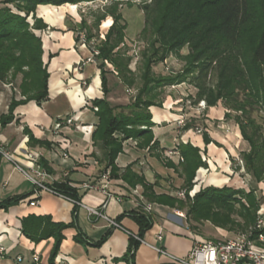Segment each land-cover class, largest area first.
<instances>
[{
    "label": "trees",
    "instance_id": "obj_1",
    "mask_svg": "<svg viewBox=\"0 0 264 264\" xmlns=\"http://www.w3.org/2000/svg\"><path fill=\"white\" fill-rule=\"evenodd\" d=\"M84 1L92 0H1L0 80L14 83L21 75L18 89L22 96L19 100L13 96L8 112L0 119L2 125L13 119L18 105L31 100L40 103L49 95L50 74L43 62L42 39L36 34L37 30L46 29L47 24L36 15L38 6L75 5ZM114 1L96 16L93 24L99 27L107 16L113 17L105 38L96 45L104 97L93 101L100 118L93 139L105 149L104 172L110 170V179H122L132 188L141 184L144 196L151 202L186 210V222L196 233L200 232L195 226L207 221L214 227L242 231L240 234L258 239L260 233L264 234V226H256L264 200L256 188V183L264 180V129L252 116V110L258 107L264 111V0H142L140 7L145 15L143 31H150L153 39L142 52L140 75L131 68L133 57L128 54V49L123 50L127 24L123 22L119 10L121 0ZM126 1L132 5L135 0ZM82 30H87L88 40L95 38L87 21L82 19L75 31L77 41ZM185 48L188 49L187 54L182 53ZM170 56L181 57L186 62L185 67L169 74L156 73L154 67ZM106 61L114 67L125 86L137 89L128 105H115L108 100L110 87L107 75L110 70L106 68ZM182 83H188L195 89L189 97L192 106L201 101H205L207 108L222 103L227 110L226 117L235 120L247 143L240 158L246 173L254 181L248 190L229 185H210L191 195L196 173L200 167H206L207 162L199 147L183 141L176 145L183 160L178 164L166 157L164 160L166 166L176 168L184 178V199L176 195L156 194L153 185L147 183L144 175L135 172L133 165H128L120 173L116 159L123 151L125 141L137 139L140 148L151 149L158 145L154 140L152 127L155 123L150 107H162L160 96L164 89ZM232 111L241 114L232 115ZM196 126L195 119H191L180 131L184 133ZM25 131L29 134L30 144H48L36 139L29 129L25 128ZM202 135L206 144L212 142L206 130ZM40 164H43L41 158ZM52 186L58 193L81 201L78 188L70 180L54 182ZM24 198L26 195L1 200L0 208L7 210ZM133 216L139 225L137 236L142 239L154 222L152 212L141 209ZM116 221L119 222V219ZM21 223L23 234L34 242L54 238L49 264L55 263L64 239L63 231L76 227L74 222L55 221L50 215L37 214L24 216ZM109 235L110 230L95 244L101 245ZM75 239L84 241L80 229ZM139 244L140 240L131 236L128 250L121 259L135 264L134 255Z\"/></svg>",
    "mask_w": 264,
    "mask_h": 264
},
{
    "label": "crops",
    "instance_id": "obj_2",
    "mask_svg": "<svg viewBox=\"0 0 264 264\" xmlns=\"http://www.w3.org/2000/svg\"><path fill=\"white\" fill-rule=\"evenodd\" d=\"M69 5L38 6L36 15L47 24L46 29L37 30L36 34L42 39L43 62L50 74L49 95L40 103L31 100L18 105L13 119L6 125L0 121V143L11 151L14 159L24 168L31 165L28 152L39 154L43 160L42 167L49 173L48 181L54 183L70 180L78 188L82 203L76 207L75 203L44 191L38 197V204H31L37 198L32 182L16 167L15 162L0 158V201L26 195V198L7 210L0 208V245L7 249L3 257L0 256V264H49L54 238L34 242L26 237L22 232L21 219L28 214L50 215L55 221L76 224V227L63 231L64 239L54 264H129L121 257L128 250L131 239L128 232L136 235L139 233V225L133 213L144 210L141 205L146 202L153 205L154 222L144 233L135 251V264H180L160 254L151 245L164 247L170 253L184 257L190 253L195 239H209L203 233L192 231L186 220L174 213L183 210L151 202L144 196L141 184L132 188L115 177L109 180L107 193L81 187L82 183L89 180L100 181L105 171V149L93 139L100 122L98 107L93 101L103 98L104 92L100 60L97 57L90 60L91 49L77 41L76 23L80 25L81 17ZM106 68L110 70L107 75L110 87L108 100L115 105H128L137 89L125 86L107 61ZM20 82L21 75L15 84L0 80V119L8 112L13 96L17 100L22 98L18 89ZM129 91H135V94ZM183 96V92L177 94L169 91L166 98L162 99V107H150L155 123L152 127L154 140L158 145L151 149L140 148L137 139L125 141L123 151L116 159L120 173L128 165H133V170L144 175L147 183L153 185L156 194L174 196L178 190H182L184 178L176 168L166 166L164 152L171 148L168 146L169 141H172V148L183 141L199 147L207 162V166L200 167L196 173L193 195L202 185L239 187L244 182L241 177L243 173L240 166L236 167L239 170H235L232 160L239 159L246 147L235 120L226 117L227 110L219 103L209 107L206 114L204 126L212 139L211 143L206 144L203 135L193 129L179 135L177 120L185 110ZM68 116H74V122L68 124L62 121L61 128L55 131L56 122ZM25 128L36 139L47 141L48 144H30ZM171 160L175 164L179 162L177 156ZM248 179L252 180L251 176ZM168 182L172 184L166 185ZM253 183L252 180L251 185ZM256 188L264 196V180L256 183ZM104 203L105 208H102ZM88 207L100 209L109 217L119 219L121 227H112L106 219L91 216ZM258 214L264 216V200ZM78 229L82 232L83 242L75 239ZM214 229L218 233V238L214 239L218 240L240 235L219 227ZM108 230L109 237L101 245H96ZM160 232L162 240L159 241L157 235ZM257 244L264 247L263 242L257 241ZM34 253L39 254L38 261L33 260Z\"/></svg>",
    "mask_w": 264,
    "mask_h": 264
},
{
    "label": "built area",
    "instance_id": "obj_3",
    "mask_svg": "<svg viewBox=\"0 0 264 264\" xmlns=\"http://www.w3.org/2000/svg\"><path fill=\"white\" fill-rule=\"evenodd\" d=\"M79 42L82 45H87L92 52L90 60H94L97 55H99V50L97 48V43L95 39L88 40L86 34L83 31L78 33ZM114 71V69H113ZM115 72V71H114ZM131 94H135V91H129ZM201 108H206L205 101H201L198 104ZM191 119H187L184 115H182L177 120L178 129L181 130L187 122ZM62 121H65L68 124H72L74 122V116H68L66 118L60 119L55 124V131L58 130L62 126ZM196 133L202 134L204 129L196 126L193 129ZM136 144V142H134ZM165 157L168 159H172L174 156L179 158V161H182V157L180 152L178 151L177 147L167 149L165 151ZM67 156V155H66ZM7 158L13 162H15L16 167L20 169L25 176L32 182L34 187V193L36 195V199L31 201V204H38V197L40 196L41 192H49L54 195L63 197L77 205H80L82 202L74 200L70 197L62 195L58 193L54 187L52 186L53 183L48 181L49 173L42 167L40 164V155L34 152H28L27 157L30 161L31 165L27 168L22 167L15 159L13 154L6 146L0 143V158ZM241 165L244 166L243 160L241 158L238 159ZM100 181L89 180L82 183V188L86 190H101L104 193H107L106 189L108 188L109 180H110V170H107L100 176ZM193 195L192 191L190 192ZM176 196L179 198H185V192L180 190L176 192ZM102 208H105V203L103 204ZM143 208L147 213H151L153 210V205L150 202H146L143 204ZM89 214L91 216H98L106 219L112 227H121L120 223L116 221L102 212L100 209H95L92 207H88ZM176 214L180 217H185L183 211H176ZM257 228H261L264 226V218L262 215H259L257 221ZM131 236H134L138 240H142L136 234H132L128 232ZM157 239L160 241L162 240V232L158 233ZM257 241L264 243V234L260 233L258 239H252L248 234H240L236 238L225 239V240H216V239H205L199 240L195 239L193 247L190 253L184 257L176 256L170 253L164 247L153 246L151 245L157 252L160 254L166 255L170 257L172 260L180 263V264H264V247H259ZM6 247L0 245V256L6 253ZM18 259H22V257H18ZM33 260H39V254H33Z\"/></svg>",
    "mask_w": 264,
    "mask_h": 264
},
{
    "label": "rangeland",
    "instance_id": "obj_4",
    "mask_svg": "<svg viewBox=\"0 0 264 264\" xmlns=\"http://www.w3.org/2000/svg\"><path fill=\"white\" fill-rule=\"evenodd\" d=\"M141 1L142 0H135L134 3L130 5L127 3L126 0H121V3L119 4V10L121 11L123 15V22L127 24L126 39H125V45L123 46V50L128 49V54L132 55L133 61L131 64V68L136 71L137 75H140L141 73L142 52L148 47V43L153 39V36L150 33V31L147 33H144L143 31L145 27V15H144L143 10L140 7L141 6L140 4L142 3ZM114 2H115L114 0H92V1H84V2L74 5L76 6L74 11L78 12V14L81 17L80 18L81 21L82 19H85L88 25L91 27L92 33L95 35L94 39L96 43H99L101 39L105 37L106 32L110 28L109 26L110 23H113V17L107 16L104 20L101 21L99 27H95L93 26V24L95 23L96 16L99 15L100 13H103L104 9L112 5ZM2 6L3 4H1V0H0V7ZM76 25H79V23L77 22ZM82 31L85 34H87V30H82ZM182 53L187 54L188 49L185 48L182 51ZM185 64L186 62L181 57L170 56L166 61L161 62L157 66H155L154 71L160 74H169L172 71L177 72L183 69L185 67ZM171 88H174V89H171ZM169 91H171V93L175 92L177 94L182 93V92L184 93L185 96H183L184 97L183 102L185 105V110H183L182 114L187 119H195L196 125L205 130L204 125H205V119L207 118L206 114H207L208 108L207 107L201 108L198 105L192 106L191 104L192 100L189 97L191 94L195 92V89L192 86H190L188 83H182L180 84V87H177V85L167 86L164 89V93L161 94L160 98L164 100L166 98V95L169 93ZM132 98L130 99L131 101H132ZM236 114L240 115L241 112L232 111V115H236ZM252 116L256 118L257 121L263 125V129H264V111L256 107L254 110H252ZM216 128H218V126H216ZM181 133L183 134V132L179 130L178 134L180 135ZM168 146L171 148L173 147L172 141H169ZM245 147H247V143H245ZM232 165L235 168V170H239L236 167L240 166V170L243 173L241 174V177L243 178L242 180L244 182H241L239 187H244L245 189L248 190L252 184V180L248 179L250 175L246 173L244 166L241 165L238 159L232 160ZM247 175L249 176L247 177ZM170 184L172 183H169V182L166 183V185H170ZM207 186H210V185H207ZM202 187L203 185L201 186V188ZM199 190L200 188H198L196 192H198ZM258 193L261 194L260 189H258ZM176 211L174 213L175 215L178 216V214H176ZM183 213L185 215L186 210H184ZM183 218L184 220H186L185 217ZM195 227L197 228L198 232L200 233L202 232L203 235H206L207 238L209 239L218 238V233L214 229V226H212L207 221L203 222L202 224H197V226ZM250 228L247 231H249ZM241 232L242 231H237L235 233L240 234Z\"/></svg>",
    "mask_w": 264,
    "mask_h": 264
},
{
    "label": "bare ground",
    "instance_id": "obj_5",
    "mask_svg": "<svg viewBox=\"0 0 264 264\" xmlns=\"http://www.w3.org/2000/svg\"><path fill=\"white\" fill-rule=\"evenodd\" d=\"M69 8L74 11V9L76 8V6L70 4L69 5Z\"/></svg>",
    "mask_w": 264,
    "mask_h": 264
}]
</instances>
